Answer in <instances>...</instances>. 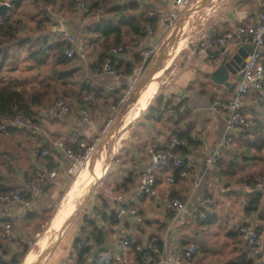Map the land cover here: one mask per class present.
Listing matches in <instances>:
<instances>
[{"label": "crops", "instance_id": "0c3cea01", "mask_svg": "<svg viewBox=\"0 0 264 264\" xmlns=\"http://www.w3.org/2000/svg\"><path fill=\"white\" fill-rule=\"evenodd\" d=\"M7 1L9 2L10 0ZM129 1H136L138 3V8L136 10H128L124 14L126 16H140L145 11H147L148 14L155 12L158 16L160 12H164L165 9L167 10L170 7L169 0H125L126 3ZM23 2H21V5ZM69 2L67 3V7H64V4L62 3L55 6L53 2L46 6L45 4L43 5L42 8L49 12L52 20L50 25L46 26L45 29L41 31L35 28V16L37 11H32L33 15L31 14L29 17L30 25L26 24L24 27L19 24V26H17L18 31L15 37L16 40L14 39L13 42L0 47V76H3L5 79H14L20 82V84L23 83L28 90L32 87H39L41 81H52L51 84L54 85V87H51L52 90L50 91V95H46V98H52V101L50 102L49 100H46L43 105L36 108L38 118L35 123L39 127L37 131L19 128L17 132L3 133L0 138V150H2L0 151V154H5L3 155V163H5L7 167V169H5L4 166H0V172L6 177L5 182H7L10 187H24V190L28 192L32 198L31 200L23 198L22 202L6 206L3 209V214L0 216V244L3 247L2 249H7L9 253H16L21 249L22 244L28 246V242L33 240L35 235H38V230H33L35 221L40 219V214L43 211H48L49 208L55 205L60 199L59 190L61 189L60 187L62 184L65 183V179L68 175L67 161L62 153L57 152L49 146V140L65 139L67 144L72 145L75 139L91 138L96 135L102 126L103 120L106 118V111L109 109L113 115L117 113L114 109L113 103L110 102L117 95L116 93H113V91L118 88L126 87L134 80L133 73L128 75L122 72L124 62L131 63L135 67L138 66V62L135 61V56L138 55V57L142 58L141 51L144 46L147 47L151 44H158L160 38L159 28L162 26L167 27L166 24L163 25L159 23L157 29L154 30V33L145 38H138L129 35L124 39L123 36L121 41L122 47L120 46L121 51L113 55L116 59V64L121 63V66L117 68L115 75H109L103 71L99 73L91 71L88 64L92 62L90 60L93 59V55H91V57H89L84 63H81L79 60H70L68 63L64 64L48 59L44 64H35L30 58V52L34 49H39L41 47V41H46V43L50 44L62 39L60 38V35L61 31L64 29L78 32L82 38V36L86 34L88 26L91 25L92 20L86 17L83 18L80 13L71 7ZM20 7L13 10L12 16L14 18V14H16L17 10H20ZM262 9H264V0H193L185 9V12L188 13L187 20L194 16L195 18L198 17L196 23L199 25V40L201 39V42L203 43V35L214 38L221 36L226 32H234L239 25L253 24L257 12ZM55 15H58L61 18V22L55 21ZM102 16L108 18L112 17L113 14L102 12V15L98 14L95 17V22L96 20H100ZM15 21L19 22L18 19H15ZM23 23H26V20H24ZM125 30L126 29L123 28L122 33H129V31ZM87 35L97 39L95 34ZM112 40L113 39L111 38L109 42L112 43ZM99 43L100 41L92 42L89 46V50H91L93 54L98 50H101V45ZM200 43L198 42L189 45V51L185 56V61L180 62L179 68H176L177 74L174 83L170 87L172 88L169 91L170 95L168 96L167 94L160 97L165 101L171 95H174V103L181 98L186 99L185 107L189 113H187L188 116L186 117V120L180 125V129L184 130L186 129V126L190 124L191 140L189 142L190 146L185 149V153L179 152V154L183 155L186 160L188 159L191 161L196 170L203 171L204 157L221 137L224 129L225 114L222 110L214 109L212 103L215 99H226L231 91L223 85L210 82V73L218 65L221 55H208L207 52L203 55H198L196 53V48ZM237 46L238 45L234 44L232 41H227L224 47L227 50H233ZM220 49L221 47L213 46L209 50L219 51ZM165 63L166 61L164 64ZM172 65L173 62L167 70H169ZM66 73L72 74V81H70L68 85L72 86L74 89L78 88V82L84 81L91 85L102 87L105 93L108 94L105 98L102 97L96 99L92 104L88 121L80 119L78 113L79 103L75 99L68 98V100H71L72 105L70 106L71 108L69 112L66 114H61L54 108L55 98L62 96L64 90H66L65 83L63 84V82H61L62 80L58 79V76ZM201 90H204L205 93L200 92ZM64 100L68 105L70 104L67 99ZM72 107L74 111H71ZM242 112L248 121L255 127L256 133L252 132L249 135L250 138L255 136L264 139V99H260L255 92H248L242 99ZM141 114L142 113H140V115ZM159 115L160 112L158 111L153 112V114L149 112L148 117L142 121L138 116L136 118L138 130H136L137 128L134 123L132 125L131 123L125 125L127 132H132V136L124 145L127 151H125L124 154V161L122 160L119 165V170L114 174L116 179L113 186L105 188L112 189L114 194L109 195L106 193L105 189H103L101 205L97 208L93 207V213L83 215L79 224V229L86 225V219L90 218L94 220L98 212H102L103 215L115 214L114 195H121L123 200L131 199L132 205L143 217V222L135 223L134 219L131 217H124L123 219H118L116 217L118 220L117 223L114 224L108 219H104V230L106 232L105 242L103 244L93 245L88 253L89 255L97 249L107 248L120 255H127L133 262L129 247H123L121 239L125 237L131 240L137 238L141 241H145L146 239H159L167 222V213L162 206L163 200L166 197L183 198L190 192V180L188 178H179L178 175L174 173L176 171L174 168L165 167L161 171L155 173L158 190L157 200L159 201L133 197L135 183L148 164L147 148L149 146H156L164 149L174 131L172 124L165 120L164 114L162 118L159 117V119H155ZM112 135L113 134L111 133L110 136ZM246 139H248V137H244L241 134L234 139V144L226 149V151L231 152L229 155L230 157L225 159L226 162L233 157H236V163L242 162V164H250L255 161V159H243L244 155H247V152L255 154L253 152L254 149H249L248 147L245 150L246 153L243 154H240L236 149L237 145L241 144V142ZM41 148L48 149L49 154L45 157L37 155L35 152ZM194 148H198L199 152L195 153L193 151ZM18 150L22 153L24 150L27 151L26 160H28V163L31 166L28 173H22L21 169L18 168V163L19 165L21 163L17 155ZM36 161L49 163L50 165H54L57 169V175L54 178L49 179L45 184V189L47 191L46 195L32 193L28 187L31 178L33 177L32 171ZM238 165L239 164L237 163L236 166L239 170L234 171L231 175L226 177L220 176L216 168L208 170L205 174V181L201 187L202 194L200 195H204L211 199L212 202L209 207V214L213 217H217V214H215L216 210H214L215 205H217L215 195L219 194L223 189L235 190L236 192L241 193L242 195L237 196L236 202L229 200L220 202L219 204L221 217L232 221V228H228L229 230H227L226 233L227 236L230 237L229 232L231 230H236L241 224L243 211H250V214L259 220V228L262 231V237H264L263 226L260 222L264 221V212L260 213V208L257 209V207H253V210L245 209L248 200L255 192L248 189V186H251L252 183L247 184L246 182H243V178H245L244 176H249L251 173L249 172L248 174L243 172ZM132 171L136 173L137 176L135 182L127 190L123 191L113 188L114 186L119 185L121 179L127 173ZM238 171H240L241 174L238 173ZM98 172L93 176L97 177ZM104 172L102 176L106 174ZM166 174L173 175L174 180L172 183L166 182ZM90 182L91 179H89V183ZM25 201H28L30 205L25 206L23 204ZM260 206L264 211V207L261 203ZM31 213H36L37 216H33ZM6 222L10 223L11 228L9 234L2 237L4 224ZM48 227L49 225L47 228ZM194 228L196 229V227ZM194 228L185 222L178 226V228L171 234L167 246L171 255H174L178 248H182L189 243H195L193 240L202 242V236L199 238V231ZM79 229L76 233L71 234L70 238L67 239V244H65V252L72 257L73 264H75L76 256L74 252L71 253V244L73 239L79 235ZM86 229H88V227H86ZM240 241H242L241 237ZM242 242L244 243V241ZM206 250H208L207 247ZM232 253V258H234L237 255V250ZM10 258V254L3 256L5 264H13L10 262ZM87 259L85 264H90L87 262ZM230 259L231 258L227 259V261ZM195 260H197V257H194L192 260L183 259L181 264H196L194 262ZM132 264H134V262Z\"/></svg>", "mask_w": 264, "mask_h": 264}, {"label": "built area", "instance_id": "2783aa9c", "mask_svg": "<svg viewBox=\"0 0 264 264\" xmlns=\"http://www.w3.org/2000/svg\"><path fill=\"white\" fill-rule=\"evenodd\" d=\"M75 3V11L78 13H87L88 7L85 0H72ZM170 7L166 12L158 14L159 23L170 26L180 17V13L186 9L193 0H169ZM8 5V9L0 14V30L4 20L10 15V3L3 2ZM1 4V3H0ZM149 13V16H152ZM55 21L61 22V18L55 15ZM140 29L145 32V37L154 33V28L150 24H141ZM62 39L66 40V47L63 54L69 58H76L79 61H86V51L80 33L64 29L60 35ZM203 43L196 48L198 55L206 53L207 49L213 46L224 47L227 41H232L234 44L240 46L243 44H251L252 51L249 53L248 60L239 71L240 78L236 81L234 89L230 92L226 99H215L212 103L214 109L222 110L225 114L224 129L221 137L217 140L213 148L206 154L203 160L204 170L198 171L183 155H180V148H188L189 141L187 139H180L178 137H171L164 149L156 146H149L147 148L148 164L139 176L134 186L133 197L141 199H158L156 172L161 171L165 167H172L177 170L179 178H188L191 183L190 192L183 198L166 197L163 200V209L167 213V222L164 230L160 234V244L145 243L144 245H136V252H144L139 264H181L183 259L192 260L194 257H202L201 249L196 243H189L182 248H178L174 255L170 254L168 250V240L171 234L182 223H187L193 228L204 222L209 213L211 199L200 195L201 187L205 181V174L208 170L216 168L224 150L228 149L235 137L241 132L250 128V122L242 112V99L248 92H255L260 99H264V9L259 10L253 24L239 25L234 32H226L221 36L214 38L203 35ZM137 42V41H136ZM157 44H151L143 47L141 51L143 66L146 59H148L152 52L157 50ZM121 51L120 46H113L110 48V53L115 55ZM102 71L115 75L116 70L112 66L109 59L102 64ZM135 80L128 84L118 99L114 109L116 112L121 111L130 100L132 94L135 92ZM95 99L93 91L83 94L80 97V105L78 113L80 119L88 121L90 115L91 103ZM54 108L61 114H66L70 110V106L63 98H58L54 103ZM187 109L185 106H179L177 109H168L163 114L165 117L177 118L183 117L186 120ZM114 116V115H113ZM113 122L112 117H107L103 120L102 126L96 135L91 138L75 139L72 145L66 143L65 139H50L49 146L59 153L67 161V172L69 174H78L83 167H87L88 163L93 158L98 144L102 140V136L109 129ZM8 127L22 128L30 131H37L39 129L35 122L26 120L20 112H17L12 118H5L0 120V132H5ZM195 153L199 152L198 148H194ZM41 157L49 154L48 149L41 148L35 152ZM57 175V169L54 165L46 162L36 161L33 168V178H31L28 187L32 193H39L46 195L45 184L49 179ZM165 180L167 183H172L174 177L172 174H166ZM251 191L260 193V203L264 207V176H256L253 184L248 186ZM109 195L114 194L112 189H105ZM115 201L114 211L118 219L124 217H131L135 223H142L143 217L138 213L137 209L132 205V200H123L121 195L113 196ZM22 202L19 189L8 190L0 193V216L4 212V208L9 205ZM260 203L254 204L253 207L261 208ZM25 206H29V202H23ZM257 211V210H256ZM264 230V221H260ZM95 223L104 227V215L98 212L95 216ZM259 220L250 214V211H243L241 224L238 226L240 237L245 244L252 249H259L264 244V237L259 228ZM10 223L4 224V231L2 237L9 234ZM264 232V231H263ZM147 239L144 241L146 242ZM130 243L129 238L121 239L123 247L127 248ZM146 249L148 250L147 252ZM2 253L0 250V260ZM90 264H132V260L127 255L118 254L107 248H100L91 253L87 259ZM1 264V262H0Z\"/></svg>", "mask_w": 264, "mask_h": 264}, {"label": "trees", "instance_id": "16d2710c", "mask_svg": "<svg viewBox=\"0 0 264 264\" xmlns=\"http://www.w3.org/2000/svg\"><path fill=\"white\" fill-rule=\"evenodd\" d=\"M7 0H0V3L6 2ZM20 0H10V15L4 20L1 30H0V47L3 45L9 44L14 41L16 37V33L18 31L17 24H14V18H12L13 10L16 8H19L21 5ZM86 5L88 7L87 13H82L81 16L84 18H94L91 22V25L88 26L86 31V46L89 48L92 42L100 41L101 50L97 51L95 54H93V59H91L90 64H88V67L93 72H102V64L105 60L109 59L111 61L112 66L115 68L117 72V68L121 66V63L116 64V59L114 56L110 53V48L113 46H121L122 47V38L124 36V39L127 38L129 35L133 37H144L145 32L140 29L141 24H150L152 27L157 29L159 21L157 13L153 12L152 16H149L148 12H143L140 16H126L124 15L125 12L128 10H136L138 8V3L136 1H129L127 3L123 4H112L114 0H85ZM52 3L51 1L46 0L45 6ZM72 8L75 9V3L71 0L69 2ZM102 12L113 14L112 17H103L100 20H96L95 17L100 14L102 15ZM38 16H36L35 21V28L37 30H43L46 26L50 25L51 17L48 11L46 9H40L39 13L37 12ZM126 29L122 33V29ZM87 34H95L97 36V39L95 37H89ZM113 39L112 43L109 42L110 39ZM95 39V40H94ZM83 40V36H82ZM84 42V41H83ZM41 47L39 49H34L30 52V58L33 60L35 64L41 65L47 62L48 59H52L58 63H68L70 60H77L76 58H69L66 57L63 54V50L66 47V40L59 39L58 41L54 43H46V41L40 42ZM201 44V43H200ZM85 47V45H84ZM94 51V50H93ZM135 61L138 62L137 64L140 65L142 63V58L138 57V55L135 56ZM123 67V73L124 74H132L134 70V65L131 63H125L124 62ZM122 65V66H123ZM58 79H61L63 84L65 83V88L63 95L61 97L57 98H63L67 99L72 98L75 99L79 105H80V97L88 93L90 91H93L95 94V99L91 103L95 102L96 99L99 98H105L108 94L105 93L104 89L100 86L91 85L87 82L81 81L79 82L78 88H73L72 86H69V82L72 81V74L66 73L64 75L58 76ZM66 80V81H64ZM210 82L212 83L211 79L209 78ZM52 81L47 82H40L39 87H32L29 90L26 86H24L23 83L20 84V82L14 80V79H8L4 78L3 76H0V120L5 118H12L17 112H20L22 116L30 121V122H36L38 115H37V109L39 106L43 105L44 102L49 100L52 101V98L47 99L46 95H50V91L52 90L51 87H54V85L51 84ZM126 87L118 88L113 91V93H116L117 95L113 98L111 103L113 105H116L118 99L121 97L122 93L124 92ZM200 92L205 93L204 90H201ZM121 93V94H120ZM119 95V96H118ZM133 95L131 96L130 100L131 102L133 99ZM213 99V96H212ZM174 95H171L167 100L163 101L162 97H158L154 100V102L150 103L148 105V111L153 114V112L158 111L160 112V115L156 117L155 119H159V117L162 118L163 113L168 109H177L179 106H185V98L179 99L176 103H174ZM54 101V98H53ZM70 102L69 106L72 105L71 100H68ZM71 108V107H70ZM143 112V111H142ZM141 112V113H142ZM189 113V112H187ZM186 113V117L188 114ZM166 121H169L172 126L174 127V131L172 133L173 137H178L180 139H187L189 142L191 140L190 138V132H191V126L188 124L186 126V129L181 130L180 125L183 123V117H177V118H171V117H165ZM249 129V128H248ZM248 129L241 131L238 135H243L244 137L248 136ZM19 128L15 127H8L5 132L2 133H13L17 132ZM237 135V136H238ZM171 136V137H172ZM236 136V137H237ZM235 137V138H236ZM169 141V140H168ZM253 144V143H252ZM167 145V144H166ZM264 144L260 143L257 145L249 146L253 147L254 150H257L258 152L263 148ZM185 149L180 148V152L185 153ZM225 151V150H224ZM223 154V153H222ZM222 158V156H221ZM220 158L216 165V170L220 176H228L231 175L234 171L239 170L236 166L235 158L233 157L228 162L223 161ZM256 155L254 156H248L244 155L243 159H255ZM4 156L0 154V166H4L5 169H7L5 163H3ZM34 168V167H33ZM177 171V170H176ZM174 172L177 174V172ZM33 172V171H32ZM137 174L132 172L127 173L120 181L119 185L114 186V189H120V190H127L134 182ZM243 182H246L247 184H251L252 180L254 179L253 175L244 176ZM5 176L3 173L0 172V193L6 192L8 190H15L16 188H20V186L10 187L8 186L7 182H5ZM33 178V177H32ZM21 199L31 200V196L28 192L24 190V187H21L20 189ZM261 195L259 192L255 191L253 195L250 197V199L247 202L246 210H253V205L258 204L260 202ZM47 211H43L40 215L42 216ZM263 213L262 207L260 209V213ZM33 216H37L36 213H31ZM104 219H108L110 222L116 224L117 218L116 214H104ZM214 220V217L211 216L208 213V216L204 222L205 223H212ZM86 225L82 226L79 229V235H77L71 244V253L74 252L76 256L75 264H85L86 259L88 257V253L93 247V245L97 244H103L105 242V230L104 227L99 226L95 223V219H86L85 220ZM88 227V229H86ZM229 236L232 239V241L237 244L235 247V250H237V255L228 260L226 264H257V261L261 260V264H264V257L262 256V252H258V249H252L250 246H248L245 243H242L240 241V233L238 231V228L236 230H231L229 232ZM130 243L128 244L132 259L134 264H139L141 261V258L144 254V252H136L135 247L136 245H144L145 243H156L160 244L159 239L154 240H147L146 242L141 241L139 239H129ZM91 241V242H90ZM146 246V244H145ZM2 245L0 244V250L2 253V259L0 260L1 264H5L3 261V256L9 255L11 256L10 262L13 264H16L18 262L17 256L20 253H25L28 251V246L26 244L21 245V249L17 251L16 253H9L7 249H2ZM148 250L146 249L145 252Z\"/></svg>", "mask_w": 264, "mask_h": 264}, {"label": "rangeland", "instance_id": "374dc122", "mask_svg": "<svg viewBox=\"0 0 264 264\" xmlns=\"http://www.w3.org/2000/svg\"><path fill=\"white\" fill-rule=\"evenodd\" d=\"M45 1L46 0H24L23 2L22 0L23 3L20 7V10H17L16 14H14L15 18L11 15L14 18L13 19L14 24L15 25L17 24V26L21 24V26L24 27L26 24L30 25L29 17L32 14V11H37L39 13V10L43 9L42 7L45 4ZM48 1L53 2L55 6H58L59 3H62L64 4V7H67L68 6L67 3L70 0H48ZM123 3H126L125 0H114L112 4L116 5ZM166 11L167 10L165 9L164 12ZM36 16H38V14H36ZM187 18H188V13H186L184 9L180 13V17L175 21V23H173L168 27L162 26L159 28L160 38L158 40L157 50L152 52L151 56L148 59H146L143 66L138 65L133 70V74H134L133 79L136 82H135V92L132 101L129 102L121 111L117 112L114 116L111 113V111H109V109L108 111H106L107 113L106 118L112 117L113 122L109 127V129L102 136V140L98 144L96 152L93 158L91 159V161L88 163V166L85 168L83 167V169L81 170L82 172L80 171L81 173L80 172H79L80 174L78 173L79 175L68 173L65 179V183L62 184V186L60 187L61 189L59 190L60 199L55 203V205L49 208V210L46 213H44L40 217V219H37L35 221L33 230L34 231L38 230V235H35L33 237V240H30V242H28L29 243L28 246L29 249L36 248L37 250V246L35 245V242L37 241V239L38 241H41L44 234L48 232L49 227L47 229L46 227L53 212L54 211L56 212V210L60 206H63L65 204L66 200H68L69 198V195L75 196L74 197L75 209L73 213L65 221L63 226L60 228V231L57 232L56 238L52 237L50 239L47 247L40 253L39 257L33 264H73L72 257L68 255L67 252H65L66 249L65 244H67V239L70 238L71 234L76 233L77 230L79 229V224L80 221L82 220L83 215H87V213L88 214L93 213L92 212L93 207L97 208L98 206L101 205L103 198L102 196L103 189H105L106 187L113 186V183L116 179V176H114V174L119 170L120 168L119 165L121 164L122 160L124 161V154L125 151H127L124 145L128 142L129 138L132 136V132L131 133L127 132V128L124 126V119L126 117L127 111L131 108V106H133L137 96L139 95L142 89L143 90L141 91L138 99L136 100L137 103L139 104H142L144 101L143 99L144 96H142V94L145 91H154L155 93L154 97L150 100L148 105L154 102L156 98L162 95L168 94L169 96L170 95L169 91L172 89L170 87L174 83V79L177 74V69L179 68L180 62L185 61V56L189 51V45L201 42V39L199 40L200 38V34L198 30L199 25H197L196 23V19L198 20V17L195 18L194 16L188 20ZM15 19H18L19 22L18 21L16 22ZM93 19L94 18L90 20ZM24 20H26V23H23ZM86 37H87L86 34H84L83 43L85 45L86 61H87L88 58L91 57V55H93V52L89 50V48L86 46L85 43ZM179 43H181V49L174 57L172 61L173 65L171 66V68L169 70H166L165 73H163L159 77V79L157 80H153V78L150 79L151 74L163 66L164 62L169 57V53L172 52L174 47ZM84 62L85 61H82L81 63ZM77 85L76 86L79 87V82ZM148 105L146 109H143L142 114L141 115L139 114L140 116L138 115L141 121L144 120L149 115V111L147 109ZM72 110L73 107L71 111ZM129 123H131V125L134 123L135 127L137 128L136 130H138L136 119L131 120ZM252 132L256 133L255 127L252 125V123H250V128L248 129V136H247L248 139H246L245 141L243 140V142H241V144L237 145L236 147V149L239 151L240 154L246 153L245 150L249 146L257 145L260 143L264 144V139L262 138L255 136L253 138H250L249 135ZM111 133L113 134L112 136H110ZM2 134L3 133L0 132V138L2 137ZM16 136L22 137L20 135H16ZM233 144H234V140L231 146ZM251 148L253 149V147H249V149ZM26 152H27L26 150H24L23 153L19 150L17 152L18 159L21 161L20 165L18 163V168L21 169L22 173L24 172L28 173V171H30L31 169L28 160H26V155H27ZM253 152L256 155L255 161H253L250 164L248 163L242 164V162H237L239 164L238 167H240L241 170H243V172L245 173L249 174L250 172L253 175V177L257 175L264 176V147L259 152L257 150H253ZM230 153L231 152L225 150L222 154L221 159L226 162L225 159L230 157L229 156ZM1 155H5V154H1ZM247 155L254 156L252 152L251 153L247 152ZM92 168L93 171L90 173L88 169L91 170ZM99 169L102 170L100 171V173L98 172ZM245 169L247 172L245 171ZM96 172H98L99 178L93 176L96 174ZM103 172L106 174L102 176ZM238 173H240V171H238ZM89 179H91L90 183H89ZM233 180H237V179H233ZM252 184H253V180H252ZM238 195H242V194L236 192L235 190H225V189H223V191H221L219 194H216L215 200L217 205H215L214 210H216L215 214H217V217L215 216L216 217L215 221L212 223H206L204 225L199 224L200 226L198 225L196 226V229L194 228L195 230L199 231L198 237L200 238L202 236V240H201L202 242H198V240H193V242L199 245L201 249V253L203 255L202 257L197 258L198 261L197 260L194 261L196 264L199 263L220 264V263H226L227 259L229 258L232 259L233 257L232 252L235 251V247L237 246V244H235L232 241V239L228 237L226 234L227 230H229L228 228H232V221H230V219H225L221 217L219 204L220 202L229 201V200H233L234 202H236ZM50 224H51V220H50ZM206 247L208 250H206ZM257 251L262 252L263 253L262 256L264 257V245H262ZM23 256H24L23 253L18 254L17 256L18 262L16 264H21ZM261 263H262L261 260L257 261V264H261ZM22 264L24 263L22 262Z\"/></svg>", "mask_w": 264, "mask_h": 264}, {"label": "bare ground", "instance_id": "6f19581e", "mask_svg": "<svg viewBox=\"0 0 264 264\" xmlns=\"http://www.w3.org/2000/svg\"><path fill=\"white\" fill-rule=\"evenodd\" d=\"M180 49H181V43L177 44L174 47V49L172 50V52H170V50H169V52H170L169 53V57L166 60V63L164 64V66L161 69H159L158 71L156 70L157 72L155 71L151 75L152 78H153V80L159 79V77L163 73H165V71L170 67L171 62L173 61L174 57L177 55V53L179 52ZM141 91H140V93H141ZM140 93H139V95H140ZM154 94H155L154 91H145L142 94V96H144V98H143L144 101H143L142 104L137 103L136 100L138 99L139 95L137 96V98H136L133 106H131V108L126 113V117L124 119V126L127 125L131 120H134V119H136L138 117V115L143 111V109H145L147 107V105L150 102V100L154 97ZM93 168H94V166H93ZM93 168L91 170L88 169V171L91 173L93 171ZM98 171L100 172L102 170L99 169ZM69 194H71V193H69ZM74 197L75 196L69 195V198H68V200H66L65 204L63 206H60L56 210V212L54 211L55 214L53 213V215H54V216L52 215L53 218L52 217L50 218V220L51 219L52 220H51V224L49 226L48 232L46 234H44V236L41 239V241H38L35 244L37 246V250H36V248L35 249L31 248L26 253L25 257L23 256L22 261H23L24 264H33L37 260V258L39 257L40 253L47 247L50 239L52 237L53 238H56L57 232L60 231V228L63 226V224L65 223V221L71 216V214L73 213V211L75 209ZM50 220H49L47 226L49 225ZM46 229H47V227H46Z\"/></svg>", "mask_w": 264, "mask_h": 264}, {"label": "water", "instance_id": "95a60500", "mask_svg": "<svg viewBox=\"0 0 264 264\" xmlns=\"http://www.w3.org/2000/svg\"><path fill=\"white\" fill-rule=\"evenodd\" d=\"M7 9V4H0V14H3ZM251 51V44H243L237 46L233 50H227L225 47H221L219 51L207 49L206 52L208 55H221L218 65L210 73L211 81L215 84L223 85L229 91H232L235 87L236 81L240 78L239 71L245 65V62L248 60V56ZM151 78L152 76H150V79Z\"/></svg>", "mask_w": 264, "mask_h": 264}]
</instances>
